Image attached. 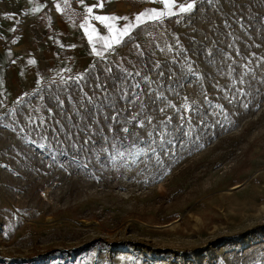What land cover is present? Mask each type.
Instances as JSON below:
<instances>
[{
	"label": "rangeland",
	"instance_id": "obj_1",
	"mask_svg": "<svg viewBox=\"0 0 264 264\" xmlns=\"http://www.w3.org/2000/svg\"><path fill=\"white\" fill-rule=\"evenodd\" d=\"M124 2L165 15L0 104V264H264V0Z\"/></svg>",
	"mask_w": 264,
	"mask_h": 264
},
{
	"label": "crops",
	"instance_id": "obj_2",
	"mask_svg": "<svg viewBox=\"0 0 264 264\" xmlns=\"http://www.w3.org/2000/svg\"><path fill=\"white\" fill-rule=\"evenodd\" d=\"M97 0H19L11 9V14L18 15L20 21H11L6 25L0 23V41L5 49H0V104L8 99L25 93L32 82L55 76L62 78L65 73L82 71L89 58L96 52L95 41L100 39L99 33L92 28L99 27L108 33L106 26L125 27L127 22H134L141 9H127L124 0H112L114 9L93 7ZM58 6V7H57ZM91 7L92 13L87 9ZM127 9V10H125ZM122 12H127V17ZM93 16H114L115 20L101 24L92 19ZM85 25V27H81ZM96 29V28H95ZM119 31V30H118ZM91 36V39L89 38ZM32 41L42 45L41 58L32 60L27 57L34 48ZM38 44V45H39ZM95 48V51L93 49ZM39 59L46 66V72H38Z\"/></svg>",
	"mask_w": 264,
	"mask_h": 264
},
{
	"label": "snow or ice",
	"instance_id": "obj_3",
	"mask_svg": "<svg viewBox=\"0 0 264 264\" xmlns=\"http://www.w3.org/2000/svg\"><path fill=\"white\" fill-rule=\"evenodd\" d=\"M81 2H83V0H81ZM162 2H165V3H166L167 0H162ZM99 6L102 7L103 4H100ZM57 7H58V6H57ZM194 8H195V4H194V3H189V4H187L186 7H185V6H181L180 9H179V11H180L181 13H187V12H192ZM92 11H93V9H92L91 7H89V8L87 9V12H88L89 14H91ZM145 15H148L149 18H151V19H155V18H157V17H162V16H164L165 13H163V12H161V13H157V12H155V11H152L151 13H141L140 15H138V16L136 17V21L139 22V21L141 20V17H143V16H145ZM92 19L99 21L101 24H105L107 21L117 19V17H114V16H112V17H110V16H93ZM106 26H107L110 30H112V28H113V25H111V24H107ZM81 27H85V25H81ZM130 27H132L131 24H129L127 27H125V28L119 33V35H120V36L125 35V34L128 32V29H129ZM95 31H96V29H95V28H92V32H95ZM89 38L91 39V36H90ZM101 39H103V38H101ZM117 42H119V41H117ZM107 47H111V45L109 44V45H107ZM93 51H95V48L93 49ZM97 54H99V53H97ZM253 55H254V54H253ZM29 63H30V64H34L35 61H34V60H30ZM98 86H99V85H98ZM113 119H116V117H113ZM124 131L126 132L127 129H124ZM85 143H87V141H85Z\"/></svg>",
	"mask_w": 264,
	"mask_h": 264
},
{
	"label": "built area",
	"instance_id": "obj_4",
	"mask_svg": "<svg viewBox=\"0 0 264 264\" xmlns=\"http://www.w3.org/2000/svg\"><path fill=\"white\" fill-rule=\"evenodd\" d=\"M5 43L3 41H0V49H5Z\"/></svg>",
	"mask_w": 264,
	"mask_h": 264
}]
</instances>
